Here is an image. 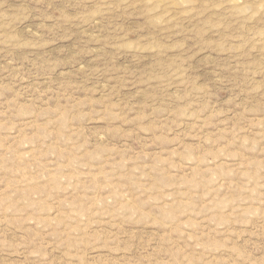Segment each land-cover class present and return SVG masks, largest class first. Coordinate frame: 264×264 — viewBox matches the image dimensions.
Segmentation results:
<instances>
[{
	"label": "rangeland",
	"instance_id": "374dc122",
	"mask_svg": "<svg viewBox=\"0 0 264 264\" xmlns=\"http://www.w3.org/2000/svg\"><path fill=\"white\" fill-rule=\"evenodd\" d=\"M0 264H264V0H0Z\"/></svg>",
	"mask_w": 264,
	"mask_h": 264
}]
</instances>
